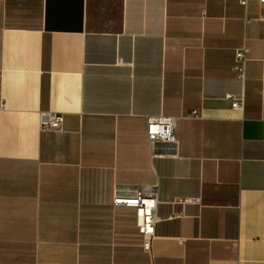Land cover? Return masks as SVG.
Returning <instances> with one entry per match:
<instances>
[{
  "label": "crops",
  "instance_id": "0c3cea01",
  "mask_svg": "<svg viewBox=\"0 0 264 264\" xmlns=\"http://www.w3.org/2000/svg\"><path fill=\"white\" fill-rule=\"evenodd\" d=\"M160 114L175 156L150 148ZM143 184L150 252L112 204ZM0 264H264V3L0 0Z\"/></svg>",
  "mask_w": 264,
  "mask_h": 264
},
{
  "label": "built area",
  "instance_id": "2783aa9c",
  "mask_svg": "<svg viewBox=\"0 0 264 264\" xmlns=\"http://www.w3.org/2000/svg\"><path fill=\"white\" fill-rule=\"evenodd\" d=\"M264 3V0H259ZM241 4L246 5L247 0H240ZM249 47L244 44L236 51L235 71L238 78L245 79L246 66L249 60ZM228 98L232 102V107L236 109H244L243 98H236L229 95ZM193 116H198V111L193 112ZM64 121L61 113L51 114L48 117L42 116V128L58 129ZM179 117L170 115H152L147 117V135L150 148L153 154H156L157 146L165 144L162 155L175 156L178 153L179 139L177 135ZM176 201L182 203L194 202L192 197H178ZM159 203L157 185H138L129 192H122L115 188L112 198L114 207H129L135 210V222L138 232L141 236L142 247L145 251L150 252L152 242L155 237V227L160 221L157 215V207Z\"/></svg>",
  "mask_w": 264,
  "mask_h": 264
}]
</instances>
